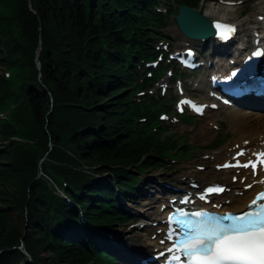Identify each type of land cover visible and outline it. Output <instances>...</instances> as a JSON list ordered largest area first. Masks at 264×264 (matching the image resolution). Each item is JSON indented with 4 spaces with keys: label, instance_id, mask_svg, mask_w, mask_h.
Masks as SVG:
<instances>
[{
    "label": "trees",
    "instance_id": "1",
    "mask_svg": "<svg viewBox=\"0 0 264 264\" xmlns=\"http://www.w3.org/2000/svg\"><path fill=\"white\" fill-rule=\"evenodd\" d=\"M147 2L0 0V111L14 102L0 121V264H29L21 245L32 264H115L77 213L105 230L123 225L115 194L122 197L134 180L125 168L183 143L152 133L156 114L131 102L143 86L127 80L121 66L126 58L149 59V27L162 20L145 11ZM4 68L14 73L9 81ZM144 115L148 123L133 133ZM190 149L183 146L181 155ZM47 171L68 182L72 206L54 192L52 184L61 185L51 184Z\"/></svg>",
    "mask_w": 264,
    "mask_h": 264
},
{
    "label": "snow or ice",
    "instance_id": "2",
    "mask_svg": "<svg viewBox=\"0 0 264 264\" xmlns=\"http://www.w3.org/2000/svg\"><path fill=\"white\" fill-rule=\"evenodd\" d=\"M214 27L223 40L230 39L235 33L232 25L217 22ZM254 55L261 56L264 53L255 52ZM255 155L258 157L256 162L249 161L243 165L238 162L235 166L250 167L255 175L257 163L264 167V152ZM259 183L264 185V180ZM206 191L211 194L224 189L217 187ZM192 215L195 217L193 220L176 221L181 236L168 250L171 253H182L185 264H264V191H260L251 200L248 210L242 214L228 213L221 216L196 212ZM176 235L177 231L170 229L168 239ZM179 261L180 256L173 254L169 264H178Z\"/></svg>",
    "mask_w": 264,
    "mask_h": 264
},
{
    "label": "rangeland",
    "instance_id": "3",
    "mask_svg": "<svg viewBox=\"0 0 264 264\" xmlns=\"http://www.w3.org/2000/svg\"><path fill=\"white\" fill-rule=\"evenodd\" d=\"M243 4L233 6L234 9L231 13H224L223 5L221 3H213V2H205L200 3L198 6L199 8H202L203 10L205 8L214 7V17L225 19L228 21H234L238 22L240 26L242 27V30L244 31L246 27L253 25L255 20V13L259 10V7H261L263 4L261 0H243ZM167 4L171 5L172 7L176 6L177 0H167L165 1ZM177 27L173 21V19H169L167 28L163 31L165 34H167L169 37L176 39L178 42H181L180 36L177 31ZM175 44V43H174ZM37 56V55H35ZM192 89V87H191ZM171 125V131L176 133L177 135H182L184 138L187 139L188 144L194 148L193 154L194 156L190 161L187 162H181L178 161L176 165H172L169 168H172L171 172L161 174L160 171L157 172L158 174L152 173L150 175L151 169H148L145 171V173L140 176V180L144 181L145 179H153L160 180L164 182H171L175 176L178 177L179 175L183 174L186 171V167L188 166H194L195 164L199 166H203L204 168H208L210 164L213 163L212 157L213 154L222 148H226L233 144V141H235L236 138H238V134L240 131H242V127H238L236 130L232 128L229 120V115L226 109H221L218 112H212L207 113V115L200 120H194L191 124H187L184 121L170 123ZM215 124L216 126H214ZM227 135V138L223 139V135ZM216 141L214 142V140ZM217 142L219 144H217ZM217 144V145H215ZM210 145H215L214 147H217L214 149V147H210ZM207 157V158H205ZM147 172V173H146ZM134 173V172H132ZM163 175V176H162ZM160 176H162L160 178ZM147 190L148 197L151 199V193H158L159 187H155V184H153V187L150 186V184L144 185ZM143 186V187H144ZM133 197H131V200ZM130 200V202H131ZM130 202L124 203L126 207L132 206ZM142 205V204H141ZM133 207V206H132ZM137 208H142V206H139ZM144 208V206H143ZM128 211L131 213L136 212V208L133 207V209H130L128 207ZM129 224V223H128ZM127 224V225H128ZM117 226L116 227V234H114L115 239H118L119 235H122V238L124 239L125 248L129 252H136L135 245L133 244V240L136 238L137 233H135L132 226ZM141 237H144L142 234L139 235ZM132 245V246H131ZM45 256H48V253L45 254ZM120 264H123V262H120Z\"/></svg>",
    "mask_w": 264,
    "mask_h": 264
},
{
    "label": "bare ground",
    "instance_id": "4",
    "mask_svg": "<svg viewBox=\"0 0 264 264\" xmlns=\"http://www.w3.org/2000/svg\"><path fill=\"white\" fill-rule=\"evenodd\" d=\"M203 9L200 8V11ZM224 13H231L234 11V9L230 6L223 7ZM264 10V9H262ZM203 16L206 18H212L214 17L215 8L209 7L205 8L203 10ZM226 111L229 115V120L232 128L235 130L238 127H242V131H240L238 134V138L234 141V146L230 149V147H226L225 149L221 150L220 152H216L213 155V160L216 164H221L224 160L228 159L229 156L234 151L235 144L238 145V147H246V148H258L260 146V140L261 137L264 135V111H256V112H249V111H241L235 108H226ZM241 174L238 177V181L234 184L230 182V174L233 173V170H226V171H217L215 170L214 166L208 170L204 171H198L194 170V168L188 169L185 173V177L189 179L188 181H192V179H198L197 181L199 183L207 184L210 183V181H224L227 184H231L232 188L235 190L231 194H222L221 197H219V200L223 202V200L228 199L229 203L225 204L224 207L221 209V211L228 210V211H240L244 208L245 204L251 197L252 193L256 191L260 186L256 185L253 186L248 191L242 190V185L239 186V178L242 177L247 183L252 182L254 178L249 175L247 171H239ZM186 185V184H185ZM153 187V185H150ZM159 190L161 194H165L167 190L163 186H159ZM242 191V194H237L235 192ZM160 215H162L157 206H152L144 211L143 214L139 215L143 221H158L160 219ZM155 231V229H149L146 230V232H149L148 235H146L147 239H142L139 241L138 245L143 246L144 248H149V245L151 242L155 244V241H151L150 235ZM142 238V237H140Z\"/></svg>",
    "mask_w": 264,
    "mask_h": 264
},
{
    "label": "water",
    "instance_id": "5",
    "mask_svg": "<svg viewBox=\"0 0 264 264\" xmlns=\"http://www.w3.org/2000/svg\"><path fill=\"white\" fill-rule=\"evenodd\" d=\"M29 4V0H27ZM181 7L180 13L176 16L178 24L181 28L189 29V33L191 36L195 37H203L205 36L204 30L208 28V22L202 16L196 14L194 11ZM183 13V14H182ZM180 17V19H179ZM183 20H182V19ZM183 25V26H182ZM37 55V54H36ZM37 68L39 69V63H37ZM21 251L23 252V248L20 247Z\"/></svg>",
    "mask_w": 264,
    "mask_h": 264
}]
</instances>
